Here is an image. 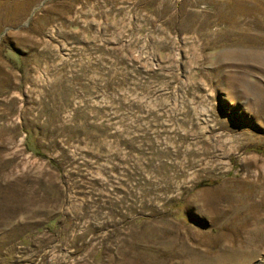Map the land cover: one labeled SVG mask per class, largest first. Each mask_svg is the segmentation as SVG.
<instances>
[{"label": "rangeland", "instance_id": "1", "mask_svg": "<svg viewBox=\"0 0 264 264\" xmlns=\"http://www.w3.org/2000/svg\"><path fill=\"white\" fill-rule=\"evenodd\" d=\"M0 264H264V0H0Z\"/></svg>", "mask_w": 264, "mask_h": 264}]
</instances>
